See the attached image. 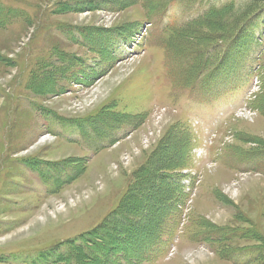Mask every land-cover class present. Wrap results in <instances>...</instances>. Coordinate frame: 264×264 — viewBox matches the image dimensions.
Masks as SVG:
<instances>
[{"label":"rangeland","instance_id":"374dc122","mask_svg":"<svg viewBox=\"0 0 264 264\" xmlns=\"http://www.w3.org/2000/svg\"><path fill=\"white\" fill-rule=\"evenodd\" d=\"M230 1L234 28L264 8L0 0V264H67L73 242L98 264H234L224 252L264 247V38L254 75L245 63L208 102L182 61L235 22L191 20Z\"/></svg>","mask_w":264,"mask_h":264},{"label":"trees","instance_id":"16d2710c","mask_svg":"<svg viewBox=\"0 0 264 264\" xmlns=\"http://www.w3.org/2000/svg\"><path fill=\"white\" fill-rule=\"evenodd\" d=\"M235 8L236 7H235L234 2L230 1L228 3L223 4L220 7H211L209 9H205L203 10L202 15H199L197 18L191 20L192 23H199V22L208 23L210 19L222 16L219 19V21H224V20H226V22L235 21L233 23V26H231L227 30L225 29L226 27L222 25L223 24L222 22L219 24V28H221V30H219L218 34L220 35L219 36L216 35L218 37L217 38L218 40H217V43L212 46V48H207L205 50H195L193 52H190L186 56L185 60H182V61L187 62L183 67L185 70H189L191 68L197 69L196 77L192 81V83L188 86V88H190L193 85L192 89L194 91H198L199 94L205 96L208 99L207 102L209 101L208 92L216 90L215 89L216 83L225 82L227 80L226 76L232 73H235L238 70L243 69L244 64L247 62L251 65V69H250V78H251L256 71L254 68L255 65H257L261 59L260 58L261 56L258 57L257 53L259 50H261L262 39L264 38V36H261L258 33L260 30H264V8L260 12L254 14L253 16L250 15L241 24L239 23V26L237 25L238 27L236 26L234 28V24L237 21H239L238 16L234 15L232 11ZM0 21L3 23L1 16H0ZM1 22H0V28L2 27ZM115 40H116V37L113 38V42L110 43L108 47H111V45L115 43ZM262 55L264 56V53ZM249 56H250V60H247V57ZM220 72H222L224 75L220 74L217 77V75ZM263 75H264V68L261 72L262 81H263ZM172 178H173L171 179L172 182L176 181L174 186L180 189H183L181 186V181L177 180L174 177ZM110 223L111 221H109V224ZM121 228L125 229L124 227H121ZM249 231L250 230H241L237 232H231L229 236L226 238L228 240H231L234 237H237L240 239L245 238L250 235ZM110 232L112 235H116V236L118 235V229L112 230ZM255 233H258V232L255 231ZM202 236H203V239H207L208 237L207 234H202ZM252 236L253 238H255V234H252ZM119 238H122V236H120ZM259 239H262V238L259 236L258 240ZM121 242H124V241H121ZM73 244H74V247L76 248L75 252L77 253L73 255L69 249V251H67L65 254L59 255V257L55 261L56 263H62V261L65 260L67 264H72V263L83 264L82 262L84 260L85 263L94 262V264H98L96 263L99 261V259L97 258L98 256L95 257L94 255H91L90 246H85V247L76 246L75 242H73ZM125 244H129V243L126 242ZM57 246H64V245L62 243H58ZM97 248L103 251L102 248L100 247H97ZM109 249L110 251L108 252V255L110 256L111 255H114V257H116L117 255L118 256L120 255L123 257H126V255L128 256V253L126 252L125 249H119L115 244H112L111 247L109 246ZM249 249L252 250V253H248L250 257L247 258L245 257V252ZM145 250L147 249L142 244L140 248L134 251V253L140 256ZM139 252L141 254H139ZM263 254H264V247L263 248L252 247V248H248L245 250H230V252L228 253L224 252V256L228 260L234 261L235 262L234 264H239L240 260H244L243 258H246V260H249V264H254L258 262L262 263L264 262ZM43 257L45 256L43 255ZM123 259H119V260H123ZM107 262L108 264H114L109 261Z\"/></svg>","mask_w":264,"mask_h":264},{"label":"bare ground","instance_id":"6f19581e","mask_svg":"<svg viewBox=\"0 0 264 264\" xmlns=\"http://www.w3.org/2000/svg\"><path fill=\"white\" fill-rule=\"evenodd\" d=\"M4 11V10H3ZM124 212V211H123ZM124 214V213H123ZM116 232H117V230H116ZM145 233V232H144ZM126 235V234H125ZM134 239V238H133ZM139 239V238H138ZM109 241H110V239H109ZM127 242V241H126ZM135 242V241H134ZM105 244V243H104ZM106 245V244H105ZM129 245V244H128ZM87 246V245H86ZM109 247V246H108ZM133 247V246H132ZM105 248V247H104ZM121 248V247H120ZM105 250V249H104ZM105 253V252H104ZM138 253V252H137ZM124 254H125V252H124ZM108 261V260H107ZM121 262V261H120ZM92 263V262H91ZM106 264V263H105Z\"/></svg>","mask_w":264,"mask_h":264}]
</instances>
